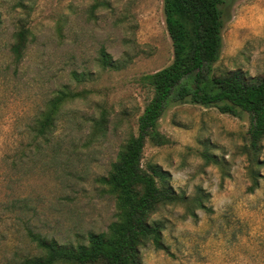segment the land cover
<instances>
[{
	"label": "rangeland",
	"instance_id": "obj_1",
	"mask_svg": "<svg viewBox=\"0 0 264 264\" xmlns=\"http://www.w3.org/2000/svg\"><path fill=\"white\" fill-rule=\"evenodd\" d=\"M221 9L213 71L257 81L264 0ZM20 18L31 34L16 60ZM172 59L163 0H0V264L36 252L28 231L72 245L106 231L115 204L98 178L137 133L153 93L146 76ZM248 127L247 113L168 104L159 119L168 143L147 141L142 163L168 171L179 199L152 215L166 248L141 246L142 264H264V139L254 157Z\"/></svg>",
	"mask_w": 264,
	"mask_h": 264
},
{
	"label": "trees",
	"instance_id": "obj_2",
	"mask_svg": "<svg viewBox=\"0 0 264 264\" xmlns=\"http://www.w3.org/2000/svg\"><path fill=\"white\" fill-rule=\"evenodd\" d=\"M224 2L163 0L173 59L146 76L153 93L137 118V133L120 147L107 174L98 178L115 204L114 220L106 231L89 233L87 242L77 245L28 231L36 252L23 255L16 264H142L141 246L150 243L156 249L166 248L164 222L152 215L179 197L169 184V172L151 163L144 165L142 159L147 141L157 146L168 143L159 130V119L171 102L215 107L232 116L247 113V145L253 156L257 155L264 139V74L253 81L241 70L225 75L213 71L223 44ZM30 34L26 21L20 18L11 45L14 59L21 58ZM107 121L106 112H102L99 132L106 129ZM47 126L48 122L42 123L37 135ZM254 181L250 189L255 187Z\"/></svg>",
	"mask_w": 264,
	"mask_h": 264
}]
</instances>
